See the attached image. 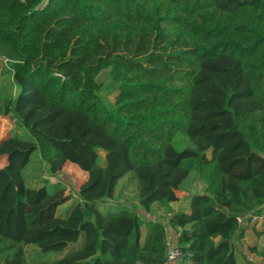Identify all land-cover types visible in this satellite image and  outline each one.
Masks as SVG:
<instances>
[{
  "label": "trees",
  "instance_id": "16d2710c",
  "mask_svg": "<svg viewBox=\"0 0 264 264\" xmlns=\"http://www.w3.org/2000/svg\"><path fill=\"white\" fill-rule=\"evenodd\" d=\"M0 60L17 87L0 115L21 129L0 139V264H164L167 224L181 264H238L237 218L264 206V0H0ZM37 162L84 172L76 198L24 175ZM127 174L145 212L191 174L205 187L166 222L101 209Z\"/></svg>",
  "mask_w": 264,
  "mask_h": 264
},
{
  "label": "rangeland",
  "instance_id": "374dc122",
  "mask_svg": "<svg viewBox=\"0 0 264 264\" xmlns=\"http://www.w3.org/2000/svg\"><path fill=\"white\" fill-rule=\"evenodd\" d=\"M97 80L101 83L100 98L102 103L107 108H112L114 96L117 92V86L112 81L109 68L103 69L97 75ZM17 92V87L11 80L10 75L4 72V66L0 60V95L1 96H14ZM21 133V129L18 128L16 117L10 112L7 115H0V139L10 133ZM180 145L187 146L188 143L185 139H180ZM102 155V154H101ZM4 163V159L0 158V166ZM32 167H35L34 169ZM36 173L38 179L43 176L46 178V182L63 184L68 188V191L72 195L73 199L76 198V191L78 185L85 178V173L82 172L75 164L65 162L61 168L57 171H50L46 162H37L26 169V174L31 175ZM165 170L160 172L161 178H164ZM205 187L204 181L196 174H191L189 179L183 184V186L174 193L176 197L165 205L161 206L157 201L151 205V211L149 212L152 217H157L169 213L184 210L187 205V200L197 191H202ZM105 208L106 203H114L116 206L126 205L133 209L139 208L137 202V182L133 178L132 174H127L118 181L114 199L104 200L101 202ZM108 206V205H107ZM147 213V212H145ZM251 216L256 217L255 220H251L244 234L237 236L234 240V250L237 255L238 264H264V257L255 251L250 249V246H255L258 250L264 251V206L251 213ZM169 235V234H168ZM26 258L29 262H37L40 260H53L61 258L62 253H50L42 254L38 248L33 245H26L24 247ZM91 254V250L84 255L75 254L72 258L62 262V264H68L70 262L82 261ZM78 255V256H77Z\"/></svg>",
  "mask_w": 264,
  "mask_h": 264
},
{
  "label": "built area",
  "instance_id": "2783aa9c",
  "mask_svg": "<svg viewBox=\"0 0 264 264\" xmlns=\"http://www.w3.org/2000/svg\"><path fill=\"white\" fill-rule=\"evenodd\" d=\"M6 59L3 58L4 62ZM250 219L247 221L244 218H237L238 222L246 227L251 223V220H255L256 217L247 215ZM246 218V217H245ZM164 252H165V262L164 264H181L184 260H188V252L183 251V249L172 240L170 235H167L164 240Z\"/></svg>",
  "mask_w": 264,
  "mask_h": 264
},
{
  "label": "crops",
  "instance_id": "0c3cea01",
  "mask_svg": "<svg viewBox=\"0 0 264 264\" xmlns=\"http://www.w3.org/2000/svg\"><path fill=\"white\" fill-rule=\"evenodd\" d=\"M188 201H189V198H188V200H187V205H186V207L184 208V210H180V211H186L187 210V207H188ZM105 205H109V206H116L114 203L112 204V203H106ZM139 208H137V209H134L138 214H140V215H142L144 218H146V219H156V218H158V221H163L162 220V218H164L165 220V222H166V219H167V217H168V215L169 214H171V213H169V214H167L166 216H164V215H161V216H157V217H152L151 215H150V211H151V207H150V210H149V212H147V213H145V211L140 207V206H138ZM173 213V212H172ZM166 230H167V234H169L170 235V237L172 238V240L173 241H175L176 240V235H175V232L171 229V227L167 224L166 225Z\"/></svg>",
  "mask_w": 264,
  "mask_h": 264
},
{
  "label": "water",
  "instance_id": "95a60500",
  "mask_svg": "<svg viewBox=\"0 0 264 264\" xmlns=\"http://www.w3.org/2000/svg\"><path fill=\"white\" fill-rule=\"evenodd\" d=\"M185 231H186V230H184V232H185ZM236 237H237V235H234V236H233L234 239H236Z\"/></svg>",
  "mask_w": 264,
  "mask_h": 264
}]
</instances>
